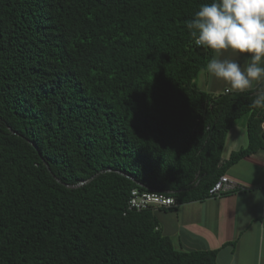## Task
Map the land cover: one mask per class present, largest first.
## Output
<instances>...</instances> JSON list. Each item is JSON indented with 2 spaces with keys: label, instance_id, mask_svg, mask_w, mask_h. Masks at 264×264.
Masks as SVG:
<instances>
[{
  "label": "trees",
  "instance_id": "16d2710c",
  "mask_svg": "<svg viewBox=\"0 0 264 264\" xmlns=\"http://www.w3.org/2000/svg\"><path fill=\"white\" fill-rule=\"evenodd\" d=\"M205 3L0 0V264H216L127 206L134 188L206 200L264 148V80L198 84L214 52L185 25ZM242 118L248 145L223 161Z\"/></svg>",
  "mask_w": 264,
  "mask_h": 264
},
{
  "label": "crops",
  "instance_id": "0c3cea01",
  "mask_svg": "<svg viewBox=\"0 0 264 264\" xmlns=\"http://www.w3.org/2000/svg\"><path fill=\"white\" fill-rule=\"evenodd\" d=\"M219 58L235 60L242 68L249 62L247 54L231 50H225ZM203 80V89L210 93L235 91L208 72ZM262 81L254 82L251 89ZM247 145L244 120L228 132L223 161ZM226 174L239 182L240 189L206 200L185 202L173 209L155 208L160 228L175 238L181 250L219 249L216 264H264V148L232 165ZM233 241L235 245L230 244Z\"/></svg>",
  "mask_w": 264,
  "mask_h": 264
},
{
  "label": "clouds",
  "instance_id": "9594fccd",
  "mask_svg": "<svg viewBox=\"0 0 264 264\" xmlns=\"http://www.w3.org/2000/svg\"><path fill=\"white\" fill-rule=\"evenodd\" d=\"M185 27L197 47L215 53L205 70L232 90L244 92L264 80V0H211L200 5ZM225 50L247 54V66L219 58ZM252 106L264 109V88L255 93Z\"/></svg>",
  "mask_w": 264,
  "mask_h": 264
},
{
  "label": "built area",
  "instance_id": "2783aa9c",
  "mask_svg": "<svg viewBox=\"0 0 264 264\" xmlns=\"http://www.w3.org/2000/svg\"><path fill=\"white\" fill-rule=\"evenodd\" d=\"M230 89H226L229 92ZM264 129V120L262 122ZM239 182L228 174H223L209 189L210 196H221L223 194L240 189ZM178 205L175 196L157 190H143L134 188L128 200V208L130 210H143L150 208H172Z\"/></svg>",
  "mask_w": 264,
  "mask_h": 264
},
{
  "label": "rangeland",
  "instance_id": "374dc122",
  "mask_svg": "<svg viewBox=\"0 0 264 264\" xmlns=\"http://www.w3.org/2000/svg\"><path fill=\"white\" fill-rule=\"evenodd\" d=\"M200 75H201V77L198 78V84H199L200 87L204 88L205 86H204V84L202 83V80L204 79L205 75H207V71H203ZM203 81H204V80H203ZM244 120H245V118H242V119H240V120L238 121V123L241 124V123L244 122Z\"/></svg>",
  "mask_w": 264,
  "mask_h": 264
}]
</instances>
